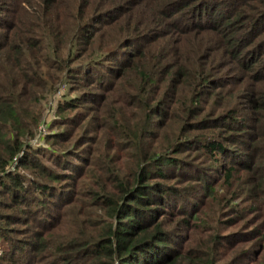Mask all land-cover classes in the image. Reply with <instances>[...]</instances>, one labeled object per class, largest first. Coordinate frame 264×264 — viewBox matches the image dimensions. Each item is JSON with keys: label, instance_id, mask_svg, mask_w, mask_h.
<instances>
[{"label": "trees", "instance_id": "trees-1", "mask_svg": "<svg viewBox=\"0 0 264 264\" xmlns=\"http://www.w3.org/2000/svg\"><path fill=\"white\" fill-rule=\"evenodd\" d=\"M1 241L0 264H264V0H0Z\"/></svg>", "mask_w": 264, "mask_h": 264}, {"label": "rangeland", "instance_id": "rangeland-1", "mask_svg": "<svg viewBox=\"0 0 264 264\" xmlns=\"http://www.w3.org/2000/svg\"><path fill=\"white\" fill-rule=\"evenodd\" d=\"M65 90H67V87H64L63 91H65ZM43 107H44V120H49L54 114L55 99L49 97L48 99L45 100ZM40 139H41V137H40ZM41 140H43V139H41ZM204 210H206V208H204ZM194 223L200 224L201 221H195ZM20 226H22V225H20ZM203 226H204V224H203ZM24 228L22 226L21 230H24ZM185 232L188 235L190 233L193 236V238L196 240H202L206 237V231L204 228H202V226L188 231L189 233L186 230H185ZM4 246H5L4 242L1 241L0 242V252H1V247L4 248Z\"/></svg>", "mask_w": 264, "mask_h": 264}, {"label": "built area", "instance_id": "built-area-1", "mask_svg": "<svg viewBox=\"0 0 264 264\" xmlns=\"http://www.w3.org/2000/svg\"><path fill=\"white\" fill-rule=\"evenodd\" d=\"M63 90H64V88H63ZM63 90H59L58 93H62L61 91H63ZM41 132L42 133H40V135L34 140L35 142L42 143L43 140H41L42 137L40 139V136L43 135L44 133H46V127L44 126V124L42 125Z\"/></svg>", "mask_w": 264, "mask_h": 264}]
</instances>
